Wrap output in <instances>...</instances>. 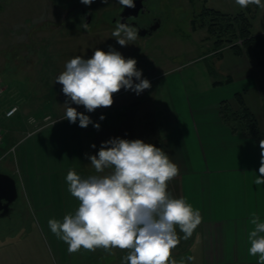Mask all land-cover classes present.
I'll use <instances>...</instances> for the list:
<instances>
[{"label":"crops","instance_id":"crops-1","mask_svg":"<svg viewBox=\"0 0 264 264\" xmlns=\"http://www.w3.org/2000/svg\"><path fill=\"white\" fill-rule=\"evenodd\" d=\"M237 63V70L253 75L250 65L247 71ZM177 70L159 76L162 88H158L161 98L157 104H147V89L140 94L123 89L113 94L110 107L87 112L83 105H77V111L89 116L93 124L98 123L99 129L93 124L80 127L79 120L71 123L64 119L65 108L58 101L55 111L49 110L51 102L42 96L45 89L37 86L31 88L36 98L30 97L19 106V118L36 115L41 119L51 114L59 119L55 125L33 130L28 121L18 130L8 128L12 116L7 117L5 112L17 103L8 98L0 102V125L6 131L2 151L16 147L14 153L0 160V172L15 179V202L20 199L17 213L23 211L37 219L52 244L56 264H89L94 258L95 251L83 248L70 254L68 245L50 231L48 221L62 220L75 212L79 201L67 190L69 169L82 178L96 175L88 157L113 138L141 139L164 150L178 165L179 174L168 182L167 190L174 198H185L200 211L203 220L185 249L179 253L172 250L174 259L185 258V264H257L258 256L248 254V234L254 228L253 213L264 222V185L254 183L260 175V141L264 137L257 141L234 134L221 116L220 105L241 90L245 96L244 90L258 82L247 77L239 87L230 89L215 80L206 89L189 91ZM101 116L105 118L100 120ZM15 202L7 216L15 210ZM188 256L194 260L188 262ZM122 258L112 263L122 264Z\"/></svg>","mask_w":264,"mask_h":264},{"label":"rangeland","instance_id":"rangeland-1","mask_svg":"<svg viewBox=\"0 0 264 264\" xmlns=\"http://www.w3.org/2000/svg\"><path fill=\"white\" fill-rule=\"evenodd\" d=\"M147 5L152 14L161 18V26L151 37L138 35L134 43L121 46L112 36L115 30L111 24L112 16L122 7L117 0L107 3L94 0L91 5L80 0H0V84L8 85L4 86L0 102L8 98L22 106L30 97L36 98L31 88L37 86L45 89L42 96L51 102L49 110L55 111L57 101L76 108L77 105L62 92L63 86L54 83L55 78L75 56L89 59L96 49L107 52L111 47L125 59H135L137 70L142 72L141 78L151 81V87L146 90L147 104L160 101L161 90L158 88H162V79L158 78L170 69H178L189 91L206 89L215 80L222 81L224 88L232 89L239 87L245 78H254L258 84L244 90L245 100L264 130L261 55L254 50H245L244 54L235 57L237 54L230 44L216 54V37L210 35L207 27L200 26L199 19L196 29L192 24L204 6L231 15L245 8L237 5L235 0H148ZM252 8L255 12L253 31L264 32V8L255 5ZM82 10L90 13V22H86ZM85 23L89 25L87 30L81 26ZM236 60L237 66L243 65L246 69L251 66L253 75L237 70ZM244 74L247 76L243 77ZM228 79L230 83L227 84ZM138 82L133 77V83ZM233 108H237L236 104ZM19 113L9 119L6 127L18 130L26 127L28 121L31 123L30 117L34 115L19 118ZM4 133L6 135V131ZM5 153L1 150L2 155ZM19 200L11 215L0 216V264H56L52 244L39 228L37 219L26 216L23 211L17 213ZM177 231L182 237L183 233ZM192 239L193 235L187 240L181 238L174 251L181 252ZM126 251L117 248L110 254L98 248L89 264H113L112 261L120 260Z\"/></svg>","mask_w":264,"mask_h":264},{"label":"clouds","instance_id":"clouds-1","mask_svg":"<svg viewBox=\"0 0 264 264\" xmlns=\"http://www.w3.org/2000/svg\"><path fill=\"white\" fill-rule=\"evenodd\" d=\"M80 2L91 5L94 0ZM117 2L122 7H135L134 0ZM235 3L245 9L250 5L264 8L262 0ZM81 26L85 30L89 27L86 23ZM112 36L121 46L139 38L136 27L121 22H117ZM136 64L135 59H125L111 47L107 52L96 49L89 59L80 55L70 59L54 83L63 86L62 92L72 103L93 112L110 107L113 94L122 88L140 94L151 87L149 80L141 78ZM133 77L139 82L134 84ZM63 107L64 119L69 122L79 120L80 127L93 124L89 116L67 102ZM104 118L101 116L100 120ZM93 126L100 127L98 123ZM260 148V175L254 181L257 186L264 185V140L260 141ZM88 159L96 175L82 178L69 169L65 177L68 192L79 201L77 209L62 220L48 221L50 231L68 245V252L103 248L111 254L118 248L127 250L122 264H185V258L177 261L172 257V250L181 238H191L203 217L185 198H174L168 192V182L179 174V167L170 156L141 139L113 138L103 142L98 153ZM251 224L254 228L248 234V254L258 256L257 264H264V222L253 213ZM186 260L191 262L194 257L188 256Z\"/></svg>","mask_w":264,"mask_h":264},{"label":"trees","instance_id":"trees-1","mask_svg":"<svg viewBox=\"0 0 264 264\" xmlns=\"http://www.w3.org/2000/svg\"><path fill=\"white\" fill-rule=\"evenodd\" d=\"M254 5H250L243 11L235 15L224 13L220 10L204 6L193 18V28H197V23L201 27H207L211 36H215L214 53L218 54L223 47L230 44V48L237 55H242L245 50H254L260 54L259 64L264 73V32L254 33L252 30L255 12ZM237 40H239L238 43ZM255 52V53H256ZM230 81V79H228ZM217 83V82H215ZM262 106L264 115V84L261 86ZM236 104V109L233 105ZM221 116L232 132L241 137H251L257 141L263 138L262 130L258 117L247 104L244 92H236L233 100H223L220 105Z\"/></svg>","mask_w":264,"mask_h":264},{"label":"flooded vegetation","instance_id":"flooded-vegetation-1","mask_svg":"<svg viewBox=\"0 0 264 264\" xmlns=\"http://www.w3.org/2000/svg\"><path fill=\"white\" fill-rule=\"evenodd\" d=\"M147 2L148 0L143 1L144 6L138 11L137 15L136 7H121L114 16H112L111 24L116 27L117 22L128 23L138 29V35L151 37L157 28L161 26V18L152 14L151 10L148 8ZM82 13L84 14L86 22H90L92 18L90 13L85 10H82ZM11 210H13V208ZM1 212L2 211H0V216H2Z\"/></svg>","mask_w":264,"mask_h":264},{"label":"water","instance_id":"water-1","mask_svg":"<svg viewBox=\"0 0 264 264\" xmlns=\"http://www.w3.org/2000/svg\"><path fill=\"white\" fill-rule=\"evenodd\" d=\"M144 0H134L136 15L143 8ZM18 198V188L13 177L6 173L0 172V211L2 216L7 215L11 210V205Z\"/></svg>","mask_w":264,"mask_h":264},{"label":"built area","instance_id":"built-area-1","mask_svg":"<svg viewBox=\"0 0 264 264\" xmlns=\"http://www.w3.org/2000/svg\"><path fill=\"white\" fill-rule=\"evenodd\" d=\"M5 91V87L0 84V96ZM19 110V105L14 104L12 105L6 112L5 115L7 117L13 116L17 111ZM59 121L58 118H54L51 114H46L41 119H38L37 117L31 116L30 122L33 124L34 129L37 130L40 128H43L45 126L54 125ZM4 128L0 125V152L4 145ZM15 146L11 147L9 150L6 151V154L14 153L15 152ZM2 155V156H4ZM2 156H0V160L2 159Z\"/></svg>","mask_w":264,"mask_h":264},{"label":"bare ground","instance_id":"bare-ground-1","mask_svg":"<svg viewBox=\"0 0 264 264\" xmlns=\"http://www.w3.org/2000/svg\"><path fill=\"white\" fill-rule=\"evenodd\" d=\"M4 140H5V133H4ZM3 147H4V145H3ZM3 147H2V148H3ZM1 150H2V149H1ZM1 155H2V154H1V152H0V156H1Z\"/></svg>","mask_w":264,"mask_h":264}]
</instances>
